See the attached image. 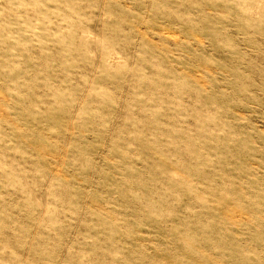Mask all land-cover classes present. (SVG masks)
<instances>
[{
  "label": "rangeland",
  "instance_id": "obj_1",
  "mask_svg": "<svg viewBox=\"0 0 264 264\" xmlns=\"http://www.w3.org/2000/svg\"><path fill=\"white\" fill-rule=\"evenodd\" d=\"M0 264H264V0H0Z\"/></svg>",
  "mask_w": 264,
  "mask_h": 264
}]
</instances>
